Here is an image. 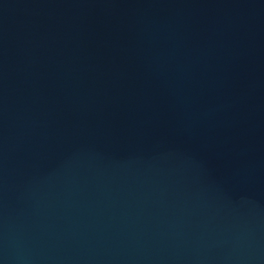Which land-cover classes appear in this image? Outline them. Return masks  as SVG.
Segmentation results:
<instances>
[{
	"label": "water",
	"instance_id": "obj_1",
	"mask_svg": "<svg viewBox=\"0 0 264 264\" xmlns=\"http://www.w3.org/2000/svg\"><path fill=\"white\" fill-rule=\"evenodd\" d=\"M0 264H264V0H0Z\"/></svg>",
	"mask_w": 264,
	"mask_h": 264
}]
</instances>
